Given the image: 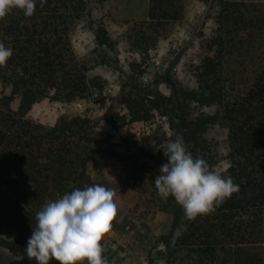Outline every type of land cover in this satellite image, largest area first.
<instances>
[{
	"label": "trees",
	"instance_id": "16d2710c",
	"mask_svg": "<svg viewBox=\"0 0 264 264\" xmlns=\"http://www.w3.org/2000/svg\"><path fill=\"white\" fill-rule=\"evenodd\" d=\"M146 1V13L130 35L141 52L154 46L169 25L182 20L187 0ZM198 1L214 6L217 28L205 42L200 65L195 69L197 87L188 90L165 77L164 82L171 88L165 95L134 80L120 96L125 112L114 116L105 113L104 119L119 126L154 122L156 118L162 124L155 133L153 129L142 133L138 143L126 146L127 152L111 148L110 158L137 165L147 157L160 168L167 162L163 151L168 142L180 135L194 158L199 156L210 164L215 151L206 133L222 119L228 128L231 150L227 176L240 186V192L214 213L190 221L184 218L182 207L173 197H159L152 182L151 200L159 199V210L169 215L167 230L156 244L198 253L200 260L209 264H216L219 250L234 246L237 251L231 252L229 264H264V257H254L241 248L264 244V53L250 83L238 94L228 93L221 78V61L230 49H236L242 58L254 54L251 45L255 32L249 29L254 19H247L250 24L241 21L233 2ZM86 13L85 0H47L43 7L37 0L31 17L13 9L0 20V42L13 49L7 66L0 68V83L9 89L8 94L0 91V246L24 260H29L25 249L42 205L76 188L97 184L87 171L90 156L96 151L90 117L79 112L65 113L51 126L26 117L41 98L69 103L92 97L102 88L103 79L88 77L90 67L72 47L70 30ZM239 33L243 38H236ZM95 39L98 46H111L101 25L96 27ZM243 41L244 49L237 46ZM137 68L141 75L143 69ZM16 98L18 106L14 110L11 102ZM192 104L217 110L213 114H194ZM119 251L125 249L113 251V262L126 264ZM133 257L134 264H152L149 249H137ZM50 264L58 262L53 259Z\"/></svg>",
	"mask_w": 264,
	"mask_h": 264
},
{
	"label": "rangeland",
	"instance_id": "374dc122",
	"mask_svg": "<svg viewBox=\"0 0 264 264\" xmlns=\"http://www.w3.org/2000/svg\"><path fill=\"white\" fill-rule=\"evenodd\" d=\"M85 1L87 13L73 24L70 37L74 53L90 67L88 77H101L104 81L102 88L95 91L92 97L69 103L41 98L31 106L26 117L32 122L51 126L62 114L79 112L90 117L94 123L91 135L95 139L93 146L96 151L90 156L87 171L97 184L115 190L118 206L113 230L101 242L103 257L111 264H119L113 262L116 259L113 251L119 250V247L125 249L119 253L126 264H134L135 250L142 248L149 249L152 264H209L201 261L198 253L156 244V240L167 230L169 215L159 210L162 203L159 199L151 200L154 189L151 183H154L159 171L158 167H154L153 160L143 157L139 164L133 165L110 158L111 148L118 153L127 152V145L138 143L139 136L144 132L150 133L153 129L155 133V128L162 124V120L156 118L154 122H131L119 126V123L111 125L104 115L110 112L114 116L125 112L120 96L134 80L156 88L165 95L171 92L170 86L163 80L165 77H170L185 89H195L198 84L195 69L200 65L205 42L212 38L217 28L213 16L214 6L210 5L211 2L205 4L198 0H187L182 20L169 25L154 46L147 52H141L134 46L130 35L135 23L146 13V0ZM225 1L236 4L241 21L254 19L251 24L248 22L249 29L255 32L251 45L254 54L242 58L235 53L236 49H230L221 61L223 83L227 85V92L235 95L250 83L264 53V0ZM98 25L106 30L111 46L97 45L95 30ZM243 36L239 33L236 38L241 39ZM237 46L246 48L244 41ZM137 66L143 69L141 75ZM0 91L9 93V89L3 88L1 83ZM17 106L18 98L11 102L14 110ZM192 108L194 114H213L217 110V107H196L193 104ZM206 138L215 151L209 165L227 177L231 150L228 128L222 119L208 129ZM241 248L247 254H254V257L256 254L264 257V244ZM235 249L232 246L226 251L219 250L216 264H229L228 259L231 252L237 251ZM0 264H36V261L24 260L0 246Z\"/></svg>",
	"mask_w": 264,
	"mask_h": 264
},
{
	"label": "clouds",
	"instance_id": "9594fccd",
	"mask_svg": "<svg viewBox=\"0 0 264 264\" xmlns=\"http://www.w3.org/2000/svg\"><path fill=\"white\" fill-rule=\"evenodd\" d=\"M41 7L47 0H39ZM37 0H0V20L13 9L22 10L31 17ZM13 49L0 42V68L7 66ZM164 156L167 162L159 168L154 185L160 198L170 196L182 207L184 218L195 220L198 216L216 211L240 186L231 176L214 171L208 162L185 146L182 136L169 141ZM116 192L102 184L76 188L62 197L45 202L35 215V226L25 249L29 260L36 264H111L102 256V240L113 230L117 219ZM119 222V221H117Z\"/></svg>",
	"mask_w": 264,
	"mask_h": 264
}]
</instances>
